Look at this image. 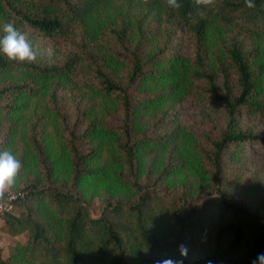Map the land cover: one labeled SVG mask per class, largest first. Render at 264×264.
<instances>
[{
	"label": "trees",
	"instance_id": "16d2710c",
	"mask_svg": "<svg viewBox=\"0 0 264 264\" xmlns=\"http://www.w3.org/2000/svg\"><path fill=\"white\" fill-rule=\"evenodd\" d=\"M110 1L0 0V27L36 52L0 53V150L23 192L0 220L25 235L0 264H251L264 131L243 116L264 110V0H145L133 18Z\"/></svg>",
	"mask_w": 264,
	"mask_h": 264
},
{
	"label": "clouds",
	"instance_id": "9594fccd",
	"mask_svg": "<svg viewBox=\"0 0 264 264\" xmlns=\"http://www.w3.org/2000/svg\"><path fill=\"white\" fill-rule=\"evenodd\" d=\"M167 7L179 9L181 4L179 0H163ZM248 8H254V0H244ZM198 6L209 7L214 5L215 0H194ZM204 15L203 12L200 13ZM0 53L7 56L9 60L17 61H34L36 52L33 51L31 44L28 42L24 33L19 31L11 22L3 23L0 27ZM21 168V162L8 150H0V196L8 186L15 184ZM180 257H186L188 248L184 244L178 245ZM154 264H184L182 258H160L154 261ZM211 264V261L208 262ZM251 264H264V253H259Z\"/></svg>",
	"mask_w": 264,
	"mask_h": 264
},
{
	"label": "rangeland",
	"instance_id": "374dc122",
	"mask_svg": "<svg viewBox=\"0 0 264 264\" xmlns=\"http://www.w3.org/2000/svg\"><path fill=\"white\" fill-rule=\"evenodd\" d=\"M110 4L112 5L113 10L116 9V11H119L122 9V11L127 9V13L130 17H135L137 15H140L143 13V11L146 9L145 5L147 4V1L145 0H111ZM118 7V8H117ZM118 15V14H117ZM116 16V15H114ZM27 33H29L30 36H34L33 33H31L30 29H27ZM262 46H264V34L258 36L255 38ZM35 41V40H34ZM50 46L52 44L50 42H45L42 45V50L47 51L50 49ZM214 50L212 47L209 46V53L208 55L210 58L214 54ZM81 90V89H79ZM37 109L39 110V105L37 106ZM243 119L249 120L253 125L256 130H263L264 131V110L261 111V113H257L255 115H247L245 114L243 116ZM248 158L252 161L253 166L256 168L257 167V173L259 174V177L261 179H264V158L263 155L260 154L259 152H253L252 154L248 153ZM17 191H13L8 189V187L5 188L4 193L0 198L4 197L8 193H16ZM11 212H16V204L12 202L11 208L8 210ZM99 211V200L97 198H94L92 200V203L90 205V212L92 215L97 214ZM3 224L2 221L0 220V246L2 248V255L4 256L7 251V247L13 243L15 240L17 241L18 239H24V233L16 235V236H10L3 230Z\"/></svg>",
	"mask_w": 264,
	"mask_h": 264
},
{
	"label": "built area",
	"instance_id": "2783aa9c",
	"mask_svg": "<svg viewBox=\"0 0 264 264\" xmlns=\"http://www.w3.org/2000/svg\"><path fill=\"white\" fill-rule=\"evenodd\" d=\"M22 197L23 192L18 191L16 193H8L3 198H0V212L8 211L11 208L12 200L16 197Z\"/></svg>",
	"mask_w": 264,
	"mask_h": 264
}]
</instances>
